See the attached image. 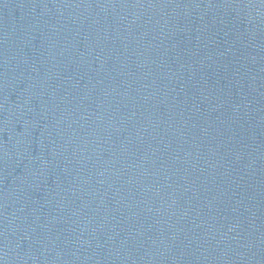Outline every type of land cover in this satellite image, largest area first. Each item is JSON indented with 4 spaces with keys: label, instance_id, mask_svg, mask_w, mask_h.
Returning <instances> with one entry per match:
<instances>
[{
    "label": "water",
    "instance_id": "1",
    "mask_svg": "<svg viewBox=\"0 0 264 264\" xmlns=\"http://www.w3.org/2000/svg\"><path fill=\"white\" fill-rule=\"evenodd\" d=\"M0 264H264V0H0Z\"/></svg>",
    "mask_w": 264,
    "mask_h": 264
}]
</instances>
